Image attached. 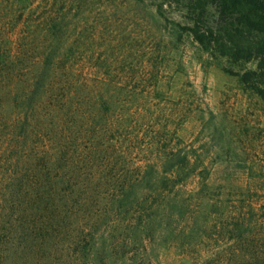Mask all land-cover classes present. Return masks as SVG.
Segmentation results:
<instances>
[{
  "label": "rangeland",
  "instance_id": "374dc122",
  "mask_svg": "<svg viewBox=\"0 0 264 264\" xmlns=\"http://www.w3.org/2000/svg\"><path fill=\"white\" fill-rule=\"evenodd\" d=\"M183 15L171 0H0L1 38L61 30L75 51L70 114L26 139L0 130L21 181L0 182V264H264V105Z\"/></svg>",
  "mask_w": 264,
  "mask_h": 264
},
{
  "label": "trees",
  "instance_id": "16d2710c",
  "mask_svg": "<svg viewBox=\"0 0 264 264\" xmlns=\"http://www.w3.org/2000/svg\"><path fill=\"white\" fill-rule=\"evenodd\" d=\"M171 1L188 21L182 30L212 58L224 59L229 66L238 68L229 73L264 105V0ZM62 34L61 30L24 28L22 32L12 30L6 37H0V130L7 124L12 128L21 125L22 130L17 136L4 134L6 138L26 139L28 123L32 120L39 123V117L47 112L51 117L52 109L60 115L65 107L70 108L67 114L72 111L71 99L67 103L71 93L67 90V77L71 70L65 53L75 51L71 48L65 51ZM39 36L40 45L35 43ZM248 64L253 67L247 68ZM11 109L14 115L5 118L2 112ZM2 156V161L7 159ZM17 159H7L6 179L0 182L21 184L11 171ZM14 197L9 200L16 202Z\"/></svg>",
  "mask_w": 264,
  "mask_h": 264
}]
</instances>
